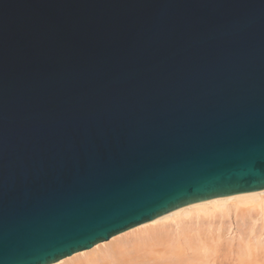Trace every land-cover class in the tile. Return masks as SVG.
<instances>
[{
	"label": "water",
	"instance_id": "1",
	"mask_svg": "<svg viewBox=\"0 0 264 264\" xmlns=\"http://www.w3.org/2000/svg\"><path fill=\"white\" fill-rule=\"evenodd\" d=\"M259 190L264 0H0V264Z\"/></svg>",
	"mask_w": 264,
	"mask_h": 264
},
{
	"label": "bare ground",
	"instance_id": "2",
	"mask_svg": "<svg viewBox=\"0 0 264 264\" xmlns=\"http://www.w3.org/2000/svg\"><path fill=\"white\" fill-rule=\"evenodd\" d=\"M224 237L247 250L238 264H264V190L183 206L50 264H214Z\"/></svg>",
	"mask_w": 264,
	"mask_h": 264
},
{
	"label": "rangeland",
	"instance_id": "3",
	"mask_svg": "<svg viewBox=\"0 0 264 264\" xmlns=\"http://www.w3.org/2000/svg\"><path fill=\"white\" fill-rule=\"evenodd\" d=\"M216 220V219H215ZM218 220V219H217ZM217 222V221H216ZM225 222H226V220H225ZM131 229V228H130ZM119 234V233H118ZM233 235V234H232ZM231 235V236H232ZM227 238V237H226ZM225 237H224V239H221V242H218V243H216V244H214L213 246L214 247H212L213 248V251L212 252H214V254L212 255V258H211V260L213 259V262H214V260L217 262H214V264H221V262H222V264H238V261H237V259H238V255H236L235 256V254H239V252H238V249L239 248H243L244 250H246L245 249V247H244V245L243 244H241V246L239 245V244H237L239 247H238V249L236 248L237 247V245H236V242H237V240H235V241H233L234 242V244L233 243H228V238L226 239ZM222 242H223V244H222ZM238 243V242H237ZM222 244V245H221ZM234 245V246H233ZM236 245V246H235ZM222 248H221V247ZM231 246V247H230ZM218 249H221V251L220 250H218ZM229 249V250H228ZM232 249V251H233V254H232V251H230ZM234 249V250H233ZM235 249H236V251H235ZM248 250H249V248H247ZM217 250V251H216ZM253 250V249H252ZM220 251V252H219ZM247 251V250H246ZM254 251V250H253ZM264 251V250H263ZM218 252V253H217ZM237 252V253H236ZM221 253V254H220ZM223 253V254H222ZM230 253H231V255H230ZM220 255V257L218 256V255ZM214 255H216V257L214 256ZM214 256V257H213ZM231 256V257H230ZM216 258V259H215ZM219 258H220V260H219ZM233 260H232V259ZM225 259V260H224ZM227 259V260H226ZM234 261V262H233ZM247 264H252V263H247ZM254 264V263H253Z\"/></svg>",
	"mask_w": 264,
	"mask_h": 264
}]
</instances>
